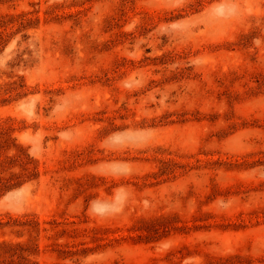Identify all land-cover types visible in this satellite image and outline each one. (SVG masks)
Segmentation results:
<instances>
[{
	"label": "rangeland",
	"instance_id": "rangeland-1",
	"mask_svg": "<svg viewBox=\"0 0 264 264\" xmlns=\"http://www.w3.org/2000/svg\"><path fill=\"white\" fill-rule=\"evenodd\" d=\"M0 264H264V0H0Z\"/></svg>",
	"mask_w": 264,
	"mask_h": 264
}]
</instances>
